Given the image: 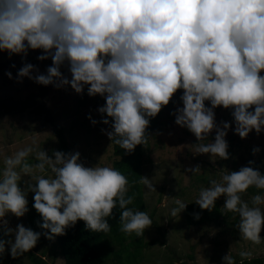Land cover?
Segmentation results:
<instances>
[{"label":"clouds","instance_id":"9594fccd","mask_svg":"<svg viewBox=\"0 0 264 264\" xmlns=\"http://www.w3.org/2000/svg\"><path fill=\"white\" fill-rule=\"evenodd\" d=\"M29 49L42 50L38 59L51 58L52 65L46 75L33 77L34 66L25 64L18 82L27 77L58 89L70 85L77 94L88 86L90 97L106 100L99 108L113 121L106 135L127 153L148 143L149 118L180 89L183 108L177 109L175 123L201 141L193 147L197 154L229 159L225 136L230 125L217 127L213 110L218 107L234 109L235 134L242 139L264 128V76L259 74L264 71V0H0V51L26 56ZM65 64L71 80L61 73ZM7 75L12 78L10 72ZM253 106L254 113L249 112ZM102 122L107 125L109 119ZM214 129L215 142L202 143ZM30 152L29 148L5 158L0 171V228L4 237L14 235V241L0 239V254L7 245L15 259L40 239L41 233L22 224L12 229L4 219L9 213L20 218L28 211L19 182L21 173L31 176L34 168L43 173L47 166L52 174L32 177L35 186L28 185L46 239L64 235L77 221H84L92 232H109L107 218L117 205L122 233L141 237L151 227L147 212L128 207L133 197L126 196L128 180L120 171L85 167L78 152L54 151L52 159L40 151V162L33 166L26 162ZM188 171L201 172L199 166ZM140 183L155 192L148 178L140 177ZM251 187L264 190V175L258 170L246 166L225 171L219 182L213 180L200 191L196 204L211 210L224 196L221 210L238 214L241 238L259 244L264 195L252 196L250 206L241 194ZM175 203L172 216L186 208L178 198ZM223 264L235 261L228 254Z\"/></svg>","mask_w":264,"mask_h":264},{"label":"rangeland","instance_id":"374dc122","mask_svg":"<svg viewBox=\"0 0 264 264\" xmlns=\"http://www.w3.org/2000/svg\"><path fill=\"white\" fill-rule=\"evenodd\" d=\"M43 55L42 50H28L26 56L0 51V95L8 92L16 102L25 103L29 108L26 112L2 117L0 120V171L4 168V160L14 156L17 152L31 149L26 157V162L36 165L37 154L44 151L49 158L52 152L60 147L56 130L64 129V137L71 149V153H79V163L85 167L107 166L113 167L112 141L106 135L112 131L110 118L101 115L99 108L105 106L106 100L100 95L90 97L88 86H84V91L77 94L70 85L63 88H56L54 85L44 86L38 84L34 79L27 77L18 82V71L26 61H34V71L32 76L47 74V68L52 65L51 58L41 61L38 59ZM11 73L10 79L7 73ZM63 76L71 74L67 64L61 67ZM264 76V71L259 73ZM183 90H178L171 100L175 105H171L169 111L163 114L165 125L161 130L155 131L144 151V164L142 167L143 177L148 178L154 188L150 191L144 185L143 193L145 199V211L152 220L151 227L144 230V242H140L142 237H137L134 233L129 238L126 237L125 245L131 241L137 243L134 252H128L118 244H109L106 251L105 264H120L124 258H117L115 252L126 254L125 261L121 264H223V258L231 255L233 259L244 260L257 257H264V228H261L259 244L249 240H244L237 231V235L223 231L222 227L215 224H207L201 227H194L187 224L185 210L172 216L173 208L178 207L175 199H180L183 203L189 204L197 201L202 189L210 186L211 181H220L223 172L229 173L238 171L239 165L233 169L232 162L242 155L243 148L245 157L259 162L264 168V128L258 134L251 131L246 138H241L235 134V121L232 115L234 109H224L222 106L214 109L215 123L222 128L224 122L229 123L225 140L228 144L227 152L229 159L222 160L219 157H212L211 154H197L193 148L198 141L186 127H180L175 123L177 109L183 108L181 96ZM13 102L12 106L17 103ZM205 107L210 108L209 101H205ZM38 112L35 113V111ZM255 111V106L248 109ZM91 117V119H89ZM103 119H109V124L105 125ZM96 121L95 124L92 121ZM49 121V122H47ZM211 136V137H210ZM215 129L209 133L202 143L215 142ZM242 148L238 150V143ZM254 149H259L254 153ZM54 159V158H52ZM200 167L201 172L193 175L188 169ZM19 171V168L17 169ZM19 182L21 191L26 192L28 202L34 201V193L28 191V185L35 186L32 177L52 174L49 169L40 172L33 170L31 176H24ZM250 192L241 194L242 200L251 205ZM223 207L225 197L217 199ZM262 215L264 214V204L260 205ZM4 219L8 221V226L15 229L18 224L27 228V212L23 217L17 218L12 214H7ZM158 224V227L154 225ZM45 232L41 236L44 238L43 245H37L36 253L42 257L46 252L45 261L48 264H65L61 254L56 248V239L48 240ZM14 241V235L10 237ZM107 239V238H106ZM106 239L101 243V247H106ZM110 240V239H109ZM111 241V240H110ZM155 242L151 245L150 243ZM58 243V242H57ZM147 244V245H146ZM130 247V246H129ZM7 253L4 259L8 264H29L30 258L25 253L13 259L10 249L6 245ZM5 249V250H6ZM33 250V249H32ZM134 247H131V251ZM249 252L248 258H242L239 253ZM113 252V253H112ZM127 253L131 255L128 259ZM124 257V256H123Z\"/></svg>","mask_w":264,"mask_h":264},{"label":"trees","instance_id":"16d2710c","mask_svg":"<svg viewBox=\"0 0 264 264\" xmlns=\"http://www.w3.org/2000/svg\"><path fill=\"white\" fill-rule=\"evenodd\" d=\"M25 64H35L34 61H26L22 64V67ZM65 77H68V75H65ZM13 102H16L15 99L11 95H9L8 92H5L3 95H0V120L2 117H6L7 115L15 114V111H18L20 113L26 112L24 109L29 108L25 103L16 102V106H12ZM171 105H175V101L170 100L169 104L167 106H163L161 111L157 114L154 118H149L150 123L149 126L146 129V135L148 136L149 140L148 143L145 145H138L134 149L133 152L127 153L125 150L121 149L118 145L112 144L113 147V156L118 157L119 159H114L113 161V168L120 171L123 175L126 176L128 180L127 185V193L126 196H132L133 197V203L129 205L128 207L134 209V210H140L145 211V199H144V193L143 188L144 185L140 183V177H143V171L142 167L144 164V151L145 148L148 146L149 141L151 139L152 134L157 131L161 130L163 126L165 125V122L163 121V114L166 111H169L171 108ZM39 109L36 112H38ZM49 122V121H47ZM111 124L113 121H111ZM112 129V128H111ZM64 129L61 128L59 130H56V135L58 136L60 147L57 151L65 153V154H72L71 149L67 143L66 138L64 137ZM211 137V136H210ZM238 150L242 148L241 142L238 143L237 146ZM242 155H239V158L234 160L232 162V167L235 169L237 167V163L241 165L238 167V171L242 167L251 166L254 168V170H258L261 175H264V168L262 165H260L259 162H255L254 160H250L245 157L244 152L246 151L243 148ZM54 152V151H53ZM52 154V158H54ZM231 154V152H228V154ZM250 162H252L250 164ZM47 167V166H46ZM247 192H250L253 196L260 194L264 195V190L256 189L255 187H251L247 190ZM34 201H30L27 203V216H28V222H27V228L32 229L34 232H39L42 234V232H45L46 230L39 227V224H42V217L37 213V211L33 207ZM223 207L220 205V202L217 200L215 201V205L211 210H202L199 205L195 202L186 204L185 210V219L188 225L194 226V227H201L207 224H215L220 227H222L223 231H227V233H232V235H237V225L239 223V216L236 213L232 212H225L222 211ZM121 210L119 209V206L113 210V215L109 218H107L108 223L110 225V231L109 232H92L91 230H88L85 226L84 221H77L74 226L68 227L65 229L64 235H58L55 236L54 239L57 240L56 242V248H59L58 253L61 254V257L63 258L65 264H105L106 261V251L110 247L109 244H118L119 246H124L123 251L125 249L128 250V252H134L137 246V243H134L131 241L129 245H125L126 237H130L131 235H126L120 231V216ZM195 215H199V219L195 218ZM264 215V214H263ZM155 226L158 227L157 223H154ZM264 228V226H262ZM133 235V234H132ZM142 240L140 242H144L143 236ZM107 238V239H106ZM0 239H10V237H4L2 228H0ZM43 237L40 236V239L38 240L36 246L31 249L27 254L29 255L28 258H30L29 264H48L45 261L46 252L44 251L42 254V257H40L39 254H37L36 248L37 245H43ZM106 239V247H101V243ZM111 241H110V240ZM151 245L155 244V242L150 243ZM147 245V244H146ZM130 246V247H129ZM131 247H134V250L131 251ZM122 251V253L115 252V256L117 258H124L126 254ZM7 253V249L3 254H0V264H8V261L4 259V254ZM113 253V252H112ZM128 255V259L133 253ZM124 256V257H123ZM123 259L120 261V264L124 262ZM235 264H264V257H255L251 259H244V260H236L234 259Z\"/></svg>","mask_w":264,"mask_h":264}]
</instances>
